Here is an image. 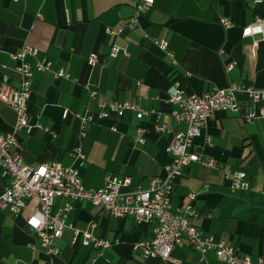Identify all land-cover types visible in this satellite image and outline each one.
<instances>
[{
    "label": "crops",
    "instance_id": "obj_1",
    "mask_svg": "<svg viewBox=\"0 0 264 264\" xmlns=\"http://www.w3.org/2000/svg\"><path fill=\"white\" fill-rule=\"evenodd\" d=\"M139 1L0 0V81L18 85L10 54L23 45L38 48V58L52 62L49 71L34 72L27 106L33 127L18 133L27 164L58 161L75 167L88 188L101 187L107 174L147 187L149 178L161 175L170 161L166 147L173 133L186 128L173 119L167 101L174 80L181 81L186 93L231 83L264 90V39L241 36L247 25L264 19V0H153L133 25ZM221 18L232 25L224 27ZM160 40L167 42L166 50L159 47ZM115 44L126 53L110 57ZM92 53L98 57L94 66L87 63ZM228 63L234 66L225 71ZM60 69L69 78H57ZM109 101L134 103L146 114L141 119L130 112L94 116ZM240 103L243 113L262 105L244 97ZM84 115L93 118L84 123L81 135ZM15 121L14 110L0 102V132H12ZM164 123L171 132L154 130ZM138 126L147 131L142 144L134 141ZM194 143L202 163L183 168L173 187L172 207L193 205L197 216L192 221L203 233L253 259L264 257V118L246 123L240 113L218 110ZM76 148L84 154L82 163L73 156ZM227 169L244 171L251 188L232 191L223 178ZM6 184L7 178H0V192ZM190 194L196 195L194 201ZM63 203L56 199L55 207ZM33 205L29 202L22 215L0 209V264H226L213 252L202 261L186 243L174 247L169 261L144 259L134 245L154 238V222L115 218L89 201L73 204L67 221L107 240L109 247L99 253L78 242L72 246L66 229L57 242L60 253L48 255L24 222Z\"/></svg>",
    "mask_w": 264,
    "mask_h": 264
},
{
    "label": "built area",
    "instance_id": "obj_2",
    "mask_svg": "<svg viewBox=\"0 0 264 264\" xmlns=\"http://www.w3.org/2000/svg\"><path fill=\"white\" fill-rule=\"evenodd\" d=\"M18 1V0H13ZM263 0H255L261 2ZM153 0H140L130 20L135 24L138 17L148 11ZM224 27H230L231 21L220 19ZM242 37L261 36L264 39V19H256L241 31ZM161 49L166 50L167 42L158 41ZM126 53L125 48L113 45L109 56ZM39 50L31 45H23L10 56L15 62L14 71L18 75V85L12 86L8 80L0 81V102L10 106L16 115L13 130L10 133L0 132V178H7L4 190L0 192V209H7L14 215H22L29 202L34 201L31 211L25 216V225L38 237V244L48 255H58L60 247L57 242L68 229L72 233L70 244L77 242L90 246L101 253L109 247V242L92 235L88 230H80L68 223L67 215L73 204L89 201L99 206L106 214L115 218L133 217L137 223L154 222V238L134 245L141 257H158L169 261L174 247L188 244L205 262V256L213 252L216 258L226 264H264V257L253 259L250 255L240 253L234 246L218 239L214 235L205 234L194 223L197 211L193 205L172 207V194L175 181L182 175L184 167L192 162H201L200 154L195 150V139L200 137L208 120L218 111L240 113L246 123L255 118H264V90L252 85L231 83L225 88H213L200 94L186 93L179 79L172 82L167 101L173 106L171 115L177 123H184L185 130L173 133L166 152L170 161L163 166L161 175L149 178L148 186L133 185L128 177L107 174L103 185L99 188L85 187L81 181L79 170L75 167H64L58 161L40 163L36 166L27 164L21 156L22 143L18 133L30 131L28 100L31 94V82L34 72L49 71L52 65L46 57L38 58ZM98 62L96 54L87 58V63L94 66ZM233 63L224 65L225 71L233 68ZM55 76L69 78V73L60 69ZM87 89L91 97L96 91ZM244 97L253 104L262 103L258 110L242 112L240 98ZM125 112L134 113L141 119L146 111L129 102L109 101L99 107L94 116L108 118L111 114L121 117ZM153 115L158 116L154 111ZM68 110L63 111V117ZM92 115L81 116L84 135V123L91 121ZM158 133L171 132L169 123L155 124ZM146 129L138 126L134 141L144 143ZM76 160H84L80 148L73 151ZM211 166L212 162H204ZM223 178L229 183L232 191L250 189L247 174L241 170H224ZM194 201L195 194H190ZM63 199L60 207H55L56 199ZM94 226L93 224L91 225ZM88 264H94V260ZM204 264H207L206 262Z\"/></svg>",
    "mask_w": 264,
    "mask_h": 264
}]
</instances>
